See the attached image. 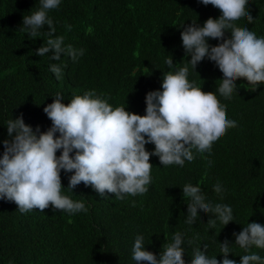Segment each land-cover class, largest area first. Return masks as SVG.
Returning <instances> with one entry per match:
<instances>
[{
    "label": "trees",
    "instance_id": "trees-1",
    "mask_svg": "<svg viewBox=\"0 0 264 264\" xmlns=\"http://www.w3.org/2000/svg\"><path fill=\"white\" fill-rule=\"evenodd\" d=\"M40 7L41 0H0V156L3 142L12 139L9 120L22 116L34 132L37 126L40 132L52 126L43 109L58 93L68 104L74 96L94 90L113 108L145 115L146 94L162 91L164 72L185 66L189 82L214 92L237 126L213 142L210 152L193 150L194 159L183 166H163L159 157L150 156L148 191L122 200L107 192L100 197L83 182L68 189L73 173L61 170V194L84 202L87 212L68 213L50 204L44 212L21 213L14 202L0 199V264H136L132 248L137 236L159 259L176 233L182 236L186 264L204 244L209 258L222 261L225 240L230 244L228 258L237 264L245 254L264 259V249L252 246L246 252L233 235L248 222L264 226V83L253 91L245 78H238L236 90L226 99L218 91L223 78L218 66L205 57L194 69L182 45L185 27L218 19L220 10L199 0H60L47 13L55 28L52 38L63 37V47L83 49L84 54L73 60L62 53L53 60L51 53L36 54L49 38L48 25L36 38L22 25L23 17ZM246 10L254 21L242 17L233 23L264 38V0H248ZM230 36L225 30V38ZM221 42L207 38L210 46ZM170 57L171 68L165 63ZM53 64L62 69L59 79L50 71ZM145 148L153 152L155 145L147 143ZM186 184L200 187L205 202L230 206L233 220L223 225L212 213L198 209L194 223L187 224L191 200L183 196ZM217 184L219 193L214 190Z\"/></svg>",
    "mask_w": 264,
    "mask_h": 264
},
{
    "label": "clouds",
    "instance_id": "clouds-1",
    "mask_svg": "<svg viewBox=\"0 0 264 264\" xmlns=\"http://www.w3.org/2000/svg\"><path fill=\"white\" fill-rule=\"evenodd\" d=\"M199 2L216 7L222 15L218 19L209 17L203 26L192 23L181 32L185 55L191 56L189 63L195 69L205 57L213 61L223 73L218 91L226 99L236 90L238 78H245L253 91L256 90L264 83V38H257L248 28L233 23L242 17H246L248 23L254 21L246 10L248 0ZM59 3L60 0H41L40 9L24 16L22 25L33 38L38 37L40 28L48 25L49 38L36 50L37 55L43 57L51 53V59L59 60L61 54L66 53L75 60L84 54L83 49L77 52L71 46L65 48L63 37L52 38L55 28L47 13ZM225 30L231 32L229 38H225ZM207 38L222 42L210 46ZM165 63L171 68L172 58ZM50 71L58 79L62 75L59 65H51ZM187 75V66L175 72H164L162 91L146 94L145 115L126 111L125 107L113 108L93 90L74 96L68 104L61 102L63 96L58 93L43 109L52 121L47 131L40 132L37 126L34 132L22 116L9 120L7 132L12 139L3 142L4 151L0 156V199L14 202L21 213L34 209L44 212L50 204L54 209L68 213L87 212L84 202L73 201L61 194V170L73 173L68 189L83 182L100 197L106 196L107 192L122 200L125 195L136 196L148 191L146 186L150 184L152 168L150 156L159 157L163 166H183L185 160L194 159L193 150L210 152L213 142L229 128L236 127L237 122L227 118L226 109L214 92H205L190 83ZM57 132L59 136L55 135ZM147 143L155 145L153 152L146 150ZM58 149H62L59 156L56 155ZM73 150L74 156L70 155ZM182 189L183 196L191 200L187 203V224L194 223L198 209L212 213L223 225L233 220L232 208L205 202L200 187L186 184ZM214 190L219 193L221 186L215 185ZM211 223L214 225L215 220ZM233 235L235 244L246 252L252 246L264 249V226L259 223L248 222L242 231ZM182 244L181 234L176 233L173 242L164 247L158 259L154 253L145 250L143 237L137 236L132 259L136 264H186ZM229 245L227 240L221 243L222 261L205 254L207 244L203 245V251L197 247L191 264H237L228 258ZM239 264H264V259L255 253L245 254L241 255Z\"/></svg>",
    "mask_w": 264,
    "mask_h": 264
}]
</instances>
